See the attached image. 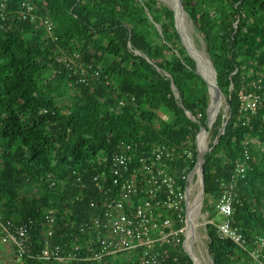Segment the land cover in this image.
<instances>
[{
    "label": "trees",
    "instance_id": "obj_1",
    "mask_svg": "<svg viewBox=\"0 0 264 264\" xmlns=\"http://www.w3.org/2000/svg\"><path fill=\"white\" fill-rule=\"evenodd\" d=\"M25 1L35 6L34 19L19 14ZM2 3L6 4V21L0 18L3 219L31 222L37 231L45 212L54 207L59 210L58 229L66 230L72 218L90 211V200L97 196L93 175L109 164L105 158L123 149V143L124 149L131 146L126 150L137 159L160 144L187 147L200 126L207 124L208 83L197 72L168 3ZM181 3L204 40L229 104L224 129L222 114L211 129L218 142L211 143L205 155L203 212L214 211L221 181L235 172L237 162L248 165L235 188L233 216L247 244L242 247L221 238L207 223L208 252L213 264H264V249L259 261L251 253L258 238L264 237V0ZM46 20L53 23L51 33ZM241 91L260 96L256 112L241 110ZM187 111L202 117L193 120ZM84 189L90 192L75 204V215L67 213L63 201ZM74 241L83 244L84 236ZM164 250L162 264H195L182 245H166ZM27 263L62 264L43 259ZM115 264L127 263L116 259Z\"/></svg>",
    "mask_w": 264,
    "mask_h": 264
},
{
    "label": "built area",
    "instance_id": "obj_2",
    "mask_svg": "<svg viewBox=\"0 0 264 264\" xmlns=\"http://www.w3.org/2000/svg\"><path fill=\"white\" fill-rule=\"evenodd\" d=\"M5 6V3L0 4V18L6 21ZM19 14L34 19L35 6L25 1ZM45 22L51 33L53 23ZM58 60L64 58L58 57ZM240 99L243 111L254 113L259 108L260 96L253 92L241 91ZM218 114L208 115L207 124L200 126L195 140L188 141L187 147L160 144L150 151V155L136 159L127 152L131 146L124 149L123 143V149L105 158L109 164L93 175L98 197L90 200V211L84 217L72 218L66 230L58 229L59 210L54 207L45 212L44 223L37 231L31 222H17L0 216V246L10 250L16 264H32L27 263L29 259L55 260L62 264H115L116 259L127 264H162L166 245H182L190 255L197 256L194 234L199 224L196 221L203 216L205 225L213 224L221 238L245 247L247 238L233 216L235 188L238 179L245 176L247 162L238 161L235 172L221 181L214 211L223 215L222 222H214L203 212L202 156L211 151V143L218 142V136L213 139L211 130ZM188 115L193 120L202 117L201 113L198 117ZM227 116H223V129ZM195 153L197 157L192 165ZM245 154L246 159H250L248 149ZM89 192L84 189L71 199L66 198L63 208L75 215V204L84 200V193ZM78 235L84 236L83 244L75 243L74 238ZM257 243L251 253L259 261L264 237L260 236Z\"/></svg>",
    "mask_w": 264,
    "mask_h": 264
},
{
    "label": "rangeland",
    "instance_id": "obj_3",
    "mask_svg": "<svg viewBox=\"0 0 264 264\" xmlns=\"http://www.w3.org/2000/svg\"><path fill=\"white\" fill-rule=\"evenodd\" d=\"M162 1L168 3L170 6L180 7L181 5V2H180L181 0H162ZM176 23H177V29L179 30L181 34L182 42L186 46L187 51H189L190 53H193L195 57L198 59V56H200V53L203 54L204 51L206 50L205 43L202 37L200 36V34L195 31L194 25L192 21L189 19L188 14L184 12L182 9H179V12L177 13ZM205 55L206 54L204 53V56ZM203 62L204 60H202L201 63L197 60L196 66H198V70L203 74L205 73V74L212 76V72L210 70L208 63L207 64L204 63L205 64L204 65ZM217 98H218L217 102L215 104H212L211 109L214 110L215 108L213 107L214 106L216 107L218 103V107L217 109H215V113L222 114V116L227 115L228 110H229L228 98L225 97L224 95H220ZM205 213L209 214V218H211L212 220H214V222H217L219 224L224 219L222 214L215 212V211H211L209 209ZM205 222L206 221L203 218V216L199 220L196 221V223H199L198 227L195 228V234H194L195 242H196V253H197V256L200 258V260L203 262V264H213V260L208 252L209 236L206 231Z\"/></svg>",
    "mask_w": 264,
    "mask_h": 264
},
{
    "label": "water",
    "instance_id": "obj_4",
    "mask_svg": "<svg viewBox=\"0 0 264 264\" xmlns=\"http://www.w3.org/2000/svg\"><path fill=\"white\" fill-rule=\"evenodd\" d=\"M181 2V1H180ZM174 11H175V21H177V13L179 12V9H182L184 12H186L184 10V7L181 3L180 7H176V6H171ZM176 26H177V23H176ZM179 31V30H178ZM181 35V34H180ZM189 52V51H188ZM204 53L206 54L205 56L207 57L208 61L210 62V66L212 68V79L211 81H209L207 79V77L201 73L199 70H198V66H197V72L199 74H201L203 76V78L207 81L208 83V88H209V92H210V103H209V106H208V109H207V114L210 116V111H211V107H212V102L214 100V91L216 92V96L219 97L220 95H223L219 85H218V81H217V69L214 65V62L212 61V59L210 58V56L207 54L206 50L204 51ZM189 54L195 59L196 61V64H197V58L195 57V55L193 53H190ZM215 89V90H214ZM187 113L189 114H192L190 113L189 111H187ZM202 159H203V163L201 165V173H202V177H203V197L205 196V162H206V157L205 155L202 156ZM191 256L193 258V260L196 262L198 257L191 253Z\"/></svg>",
    "mask_w": 264,
    "mask_h": 264
},
{
    "label": "bare ground",
    "instance_id": "obj_5",
    "mask_svg": "<svg viewBox=\"0 0 264 264\" xmlns=\"http://www.w3.org/2000/svg\"><path fill=\"white\" fill-rule=\"evenodd\" d=\"M203 53V52H202ZM203 55V56H202ZM207 58V57H206ZM205 58V56H204V53L203 54H201L200 53V56H198V61L201 63L202 62V60H204V62H203V64L204 63H208V65H209V67H210V70H211V72H212V68H211V66H210V62L208 61V59H206ZM203 64H201V65H203ZM205 65V64H204ZM205 74V73H204ZM208 77H207V76ZM205 76L207 77V79L209 80V81H211V79H212V77L210 76V75H208V74H205ZM210 77V78H209ZM215 90V89H214ZM217 96H216V92L214 91V100H213V102H212V104H215L216 102H217ZM217 107H218V103H217V105H216V107L214 106L213 108H215V109H217ZM215 109L213 110V109H211V115H213L214 113H215ZM197 264H203V262L200 260V259H197Z\"/></svg>",
    "mask_w": 264,
    "mask_h": 264
},
{
    "label": "crops",
    "instance_id": "obj_6",
    "mask_svg": "<svg viewBox=\"0 0 264 264\" xmlns=\"http://www.w3.org/2000/svg\"><path fill=\"white\" fill-rule=\"evenodd\" d=\"M0 264H16L10 250L4 246H0Z\"/></svg>",
    "mask_w": 264,
    "mask_h": 264
}]
</instances>
